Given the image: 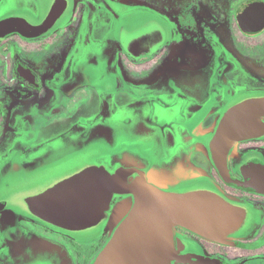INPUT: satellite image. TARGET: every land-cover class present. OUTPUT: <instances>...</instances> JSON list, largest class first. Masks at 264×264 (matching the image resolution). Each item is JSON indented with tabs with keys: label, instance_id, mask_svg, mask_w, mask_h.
Instances as JSON below:
<instances>
[{
	"label": "flooded vegetation",
	"instance_id": "flooded-vegetation-1",
	"mask_svg": "<svg viewBox=\"0 0 264 264\" xmlns=\"http://www.w3.org/2000/svg\"><path fill=\"white\" fill-rule=\"evenodd\" d=\"M26 1L0 0V22L58 15L0 37V264H93L135 202L122 186L106 203L116 173L241 214L213 239L173 226L165 264H264V112L216 142L229 110L264 105V0Z\"/></svg>",
	"mask_w": 264,
	"mask_h": 264
},
{
	"label": "water",
	"instance_id": "water-1",
	"mask_svg": "<svg viewBox=\"0 0 264 264\" xmlns=\"http://www.w3.org/2000/svg\"><path fill=\"white\" fill-rule=\"evenodd\" d=\"M58 12H50L40 24L26 20L8 19L0 22V37L18 31L25 36L45 32L54 22ZM264 112L259 102H244L229 110L217 136L218 148L225 143L243 137L244 128ZM90 170H83L61 182L76 188L91 177ZM135 195V202L127 217L116 228L112 237L100 251L93 264H165L168 260V243L172 227L182 225L207 238H215L235 230L242 217L223 200L204 193H167L135 181L126 185L118 173L105 176L106 203L113 191ZM81 201H79L80 203ZM57 225L82 222L84 207H43L39 209Z\"/></svg>",
	"mask_w": 264,
	"mask_h": 264
},
{
	"label": "bare ground",
	"instance_id": "bare-ground-1",
	"mask_svg": "<svg viewBox=\"0 0 264 264\" xmlns=\"http://www.w3.org/2000/svg\"><path fill=\"white\" fill-rule=\"evenodd\" d=\"M152 175H155L154 173ZM160 178V175L158 176ZM161 179V178H160ZM128 209V205L125 202H120L114 209L113 214L111 216V221H114L118 218V216L125 213Z\"/></svg>",
	"mask_w": 264,
	"mask_h": 264
},
{
	"label": "rangeland",
	"instance_id": "rangeland-1",
	"mask_svg": "<svg viewBox=\"0 0 264 264\" xmlns=\"http://www.w3.org/2000/svg\"><path fill=\"white\" fill-rule=\"evenodd\" d=\"M27 2H28V0L26 1V4H27ZM38 3H39V5L41 6L42 3L44 4V1L39 0ZM26 7H27V5H26ZM27 14H28V13H27ZM32 21H33V20H32Z\"/></svg>",
	"mask_w": 264,
	"mask_h": 264
}]
</instances>
